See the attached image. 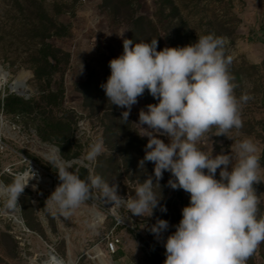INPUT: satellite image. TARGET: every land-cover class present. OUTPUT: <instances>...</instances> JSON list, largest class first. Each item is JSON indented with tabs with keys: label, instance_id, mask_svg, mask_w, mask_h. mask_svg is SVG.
<instances>
[{
	"label": "rangeland",
	"instance_id": "obj_1",
	"mask_svg": "<svg viewBox=\"0 0 264 264\" xmlns=\"http://www.w3.org/2000/svg\"><path fill=\"white\" fill-rule=\"evenodd\" d=\"M25 1L0 0V72L6 76L5 83L0 84V94L2 98L7 94H15L26 100L38 101L43 90L49 87L45 82L35 78L31 64L28 62L37 45L29 36L30 25H27L26 19L28 14L20 9L23 4L25 5ZM40 1L59 22L70 26L68 36L52 37L49 42L69 53L68 60L65 59V55L60 54L62 57L59 64L60 70L52 78L50 89L56 90L59 85L64 88L63 98L59 106L54 107V112L71 124L72 134L68 139L69 144L67 140L44 138L40 129L43 127L40 125L43 119L49 116L48 112L51 108L45 101L41 102V108L31 115H8L1 110L0 140L4 145L3 147L0 145V179L5 184L13 181L9 174L4 173V170L19 160V153L58 177L57 171L60 165L54 157L47 159V154L52 152L54 155L51 150L55 149L64 162L63 166H67V162L72 161L73 164L69 170L76 172L81 179H87L89 175H98L100 159L105 157L109 160V164L105 166V174L100 177L109 184L117 183L119 195L134 198L136 189L146 179L152 176L153 182H156L153 173L154 164L146 162L145 168H139V161L142 158L137 154L124 153L123 150L117 151L109 146L105 141L106 138L110 140L111 137L110 134L105 135V129L106 126L113 124V119L117 120L116 127L113 125V128L120 134L126 132L141 137L137 133L139 128L134 123L138 122L141 109L146 111L148 104L155 103L145 94L138 97V103L131 109L128 123L124 124L120 117L126 109L111 105V102L107 101L105 92L102 96L95 98L94 109L86 103L83 94V86L86 82L104 81L110 76L109 61L123 53V39L129 38L131 24L126 20H115L101 7V0ZM158 1L140 0L139 15L154 24L160 50L165 47H174L172 39L178 27L181 32L193 36L195 42L198 36L209 33L220 36L218 35L220 32L222 34L220 37L226 39V55L232 57L230 72L238 85L235 93L237 97L243 94L252 97L242 107L244 126L239 130V134L236 130H232L229 133L232 136L231 140L225 135H214L216 129H212L197 146L205 152L212 151L215 156L229 153L231 145L244 138L253 139L259 148L258 155L262 169L260 177L264 180V160L262 159L264 154V0H175L180 9V14L176 18H168L167 14L170 10H160ZM58 6L63 7V10L58 12ZM82 65L83 71L79 73ZM15 82L24 84V91L15 93L11 89ZM141 138L146 140L144 142L146 145L148 138ZM160 138L165 143L168 142L167 137ZM95 143L102 144V154L96 161L89 162L88 168L80 166L76 161L82 159ZM170 178L171 174L165 171L163 178L159 181L160 187L153 186L156 197H162L159 203L161 205L170 203V213H168L170 218L167 220L170 227L163 234V239L173 233L175 230L173 226L182 219V208L190 201L189 194L184 190H173L168 186ZM217 178H219V169ZM253 188L261 200L260 215H264V182L254 183ZM25 190L32 192L31 204L34 207L33 216L36 227L30 226L24 215L23 192L18 203L27 225L38 232L48 244H53L63 256L67 255L69 248L72 249L74 256L78 255L81 249L93 245L94 240H98V235L91 234L89 209L93 207V201L106 199L99 189L93 190L90 200L73 210L70 216L62 215L54 204L48 202V195L43 197L40 191L36 192L28 188ZM12 212L14 211L5 209L3 201H0V264H26L20 254V241L11 232L12 222L7 214ZM127 214L137 219L140 232L152 243L151 245L130 230L120 229L121 234H124L126 238L125 243L136 254L133 255L138 263L150 264L148 260L154 257L158 264H164L166 257L163 240H158L149 230L150 226L159 219L154 214V209L150 217L135 216L129 211ZM109 222L111 223L110 218ZM4 232L10 233L16 242L14 257L10 256L3 241ZM36 240L39 241L36 244H42V240L36 238L34 241ZM141 243L148 246L149 252ZM43 249H47L44 244ZM154 252L157 256H154ZM81 264H87V262ZM247 264H264V243L258 247Z\"/></svg>",
	"mask_w": 264,
	"mask_h": 264
},
{
	"label": "clouds",
	"instance_id": "obj_2",
	"mask_svg": "<svg viewBox=\"0 0 264 264\" xmlns=\"http://www.w3.org/2000/svg\"><path fill=\"white\" fill-rule=\"evenodd\" d=\"M157 48V39L135 44L123 39V53L109 61L111 74L101 84L107 101L126 109L120 117L124 124L146 89L158 100L148 104L146 111L141 109L134 123L139 128L137 133L148 138L138 166L153 163L156 182L151 176L136 189L134 198H125L119 195L117 183L109 184L98 175L81 179L69 170L73 164L69 161L58 168L60 183L48 202L62 215L70 216L93 190L99 189L112 204H124L135 216L150 217L158 206L167 212L159 203L162 197L157 198L153 191L167 171L171 174L168 186L184 190L190 201L166 239L163 234L170 227L167 220L157 219L150 226V232L163 240L164 264H247L264 243L261 200L253 188L254 183L264 182L258 145L244 138L232 144L229 153L215 156L197 145L212 129H216L214 135L231 140L232 130L239 134L244 126L242 107L252 97H237L235 93L238 85L230 72L232 57L226 55L224 37L209 33L184 47ZM82 71L83 65L79 73ZM162 136L167 137V143ZM102 151V144L95 143L76 162L88 168ZM34 176L30 168L9 184L0 182V201L5 209L20 207L19 198Z\"/></svg>",
	"mask_w": 264,
	"mask_h": 264
},
{
	"label": "trees",
	"instance_id": "obj_3",
	"mask_svg": "<svg viewBox=\"0 0 264 264\" xmlns=\"http://www.w3.org/2000/svg\"><path fill=\"white\" fill-rule=\"evenodd\" d=\"M158 2L160 10H170V13L167 14L168 18H176L180 14V9L176 5L175 0H159ZM140 6V0H101V7L115 20H126L130 22L131 28L128 39L133 40L134 44L140 41L150 42L153 39H157L154 24L142 15H139ZM20 9L28 14L26 19L28 21L27 25H30L28 31L30 32L29 36L35 40L37 45L28 62L31 64L35 78L39 81L45 82L49 88L43 90L38 101L36 99L26 100L15 94H7L4 98H2V95L0 94V111L4 110V112L8 115H31L38 108H41V102L45 101L51 108L48 112L49 116L45 117L42 125H40L43 127L40 129L44 134V138L58 141L67 140V143L69 144L68 139L72 134L71 124L66 122L54 112V107L59 106L60 101L63 98L64 88L62 85H59L56 90L50 89L52 78L60 70L59 64L62 60L60 54L65 55V59L68 60L69 53L64 52L61 48L50 43L49 39L52 37L68 36L70 34V26L59 22L56 17L47 10L44 3L40 0H26L25 5L23 4ZM62 10L63 7L58 6V12ZM218 35L221 36L222 34L218 32ZM194 40L193 36L181 32L180 27H178L174 32L172 42L174 43V47H184L195 43ZM157 50H160L159 43ZM107 79L108 78L99 82H92L90 80L84 84L83 94L85 101L90 107H92V109H94L95 106V98L104 94L101 84L105 83ZM144 94L149 99H152L155 104L158 103V100L153 98L147 89ZM112 121H114L113 124L106 126L105 129V135L110 134L111 138L110 140L106 138L105 142L117 151L123 150L124 153L137 154L140 158H143L145 155L143 147L145 146L144 142L146 140L138 136H133L131 133L128 134L125 132L124 134H120L115 128H113L117 120L112 119ZM122 144L126 145L122 146ZM68 149H70V146H68ZM262 159L264 160V154ZM108 164L109 160L105 157H101L97 172L99 176L105 174V166ZM136 170L138 169L136 168ZM179 197H181L180 194ZM31 198L32 192L25 190L23 197L24 215L30 226L36 227L35 218L33 216L34 207L31 204ZM42 205L44 206L43 202ZM164 206L167 208V212H161L158 206L154 209V214L159 219L168 220L170 218L168 214L170 213V203L168 202ZM2 238L10 252V256L14 257L16 251L15 240L8 232H4L2 234ZM155 255L157 256L156 252H154V256Z\"/></svg>",
	"mask_w": 264,
	"mask_h": 264
},
{
	"label": "built area",
	"instance_id": "obj_4",
	"mask_svg": "<svg viewBox=\"0 0 264 264\" xmlns=\"http://www.w3.org/2000/svg\"><path fill=\"white\" fill-rule=\"evenodd\" d=\"M12 85V84H11ZM12 89V88H11ZM15 93L17 91L13 90ZM0 145L3 147L4 143L0 140ZM47 154V159L54 157L60 166L64 162L55 150ZM32 168L35 176L29 180L26 188L33 191L42 192V196H50L60 183L58 177L44 169L41 165L30 160L27 156L19 153V160L13 165H9L4 170V173L9 174L13 180L15 176ZM0 182H3L0 179ZM130 198V197H125ZM90 200V199H88ZM20 205V203H19ZM128 209L124 204L116 206L106 199H101L98 202L93 201V207L89 209L91 234L98 235V240H94L93 245L81 249L78 255L73 254L72 249H68L67 255L63 256L53 244H48L39 235L38 232L30 229L21 213V206L12 213H8L7 217L12 222V230L17 239L20 241L21 257L25 259L26 264H106L105 259L114 263L113 256L119 251L123 245V236L120 229L124 228L130 230L138 235L143 240L148 241L146 237L140 232L137 225V219L130 217ZM109 218L111 223L109 222ZM36 238L42 240V244ZM151 245L152 243L148 241ZM43 244L46 250L43 249ZM141 245L148 250V246L144 243ZM160 252L157 248H154ZM149 252V250H148ZM150 254V253H149Z\"/></svg>",
	"mask_w": 264,
	"mask_h": 264
},
{
	"label": "crops",
	"instance_id": "obj_5",
	"mask_svg": "<svg viewBox=\"0 0 264 264\" xmlns=\"http://www.w3.org/2000/svg\"><path fill=\"white\" fill-rule=\"evenodd\" d=\"M122 236H123V245L120 247L119 251L113 256L114 263L115 264H139L136 257H134V255H136V254L132 250H130V247L127 246L128 244L125 243L126 238H125L124 234H122ZM127 240H129V239L127 238ZM152 258L153 259H149L148 262L150 264H158L156 258H154V257H152ZM108 260H109V258H108ZM106 264H110V263L106 261Z\"/></svg>",
	"mask_w": 264,
	"mask_h": 264
},
{
	"label": "bare ground",
	"instance_id": "obj_6",
	"mask_svg": "<svg viewBox=\"0 0 264 264\" xmlns=\"http://www.w3.org/2000/svg\"><path fill=\"white\" fill-rule=\"evenodd\" d=\"M6 81V76L3 72H0V84H4ZM12 90H15L17 92L19 91H24V84H22L21 82H15L13 85H12ZM53 149V148H52ZM55 150V149H54ZM109 262L110 264H112L107 258L105 259V262Z\"/></svg>",
	"mask_w": 264,
	"mask_h": 264
}]
</instances>
